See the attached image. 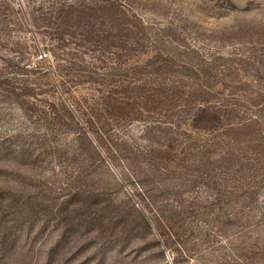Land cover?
Returning <instances> with one entry per match:
<instances>
[{
	"label": "rangeland",
	"instance_id": "obj_1",
	"mask_svg": "<svg viewBox=\"0 0 264 264\" xmlns=\"http://www.w3.org/2000/svg\"><path fill=\"white\" fill-rule=\"evenodd\" d=\"M113 1L0 0V264H264V0Z\"/></svg>",
	"mask_w": 264,
	"mask_h": 264
},
{
	"label": "trees",
	"instance_id": "obj_2",
	"mask_svg": "<svg viewBox=\"0 0 264 264\" xmlns=\"http://www.w3.org/2000/svg\"><path fill=\"white\" fill-rule=\"evenodd\" d=\"M58 4L53 6L55 7V18L61 20V21H67L68 23H76L74 25H79L82 21H85L86 26L83 27L84 36L85 39H95L93 36L101 39L104 41V43L107 46L115 47L117 44L112 42L110 39L119 38V48L121 49H127V46L129 45H137L141 39L142 36H140L139 33H141L138 29L140 26H142L141 23H133L128 21L129 14L123 11V14H121V10H119L118 7H116L113 0L107 1V8H106V0H104L102 5H100L99 2H90L88 4H84L85 8L83 9L78 1H72V0H64V2H57ZM105 8L107 9V12H105ZM107 16L109 21L111 22V25L107 29H100L97 26L96 20L97 17H104L102 15ZM123 18L124 21L120 23L119 25H116L113 23L115 19ZM73 25V24H71ZM70 25V26H71ZM131 32L132 36L129 37L128 33ZM145 36V32L143 33ZM96 41V40H95ZM155 52L159 55V51L155 50ZM166 53V52H165ZM168 60V58H165ZM164 59V60H165ZM172 65V62L167 61L165 63H161L159 66V70L166 71L167 68H170ZM157 73V72H155ZM161 73V72H160ZM159 75V73H157ZM201 81L197 86L202 87L204 84ZM158 85V84H157ZM158 90V89H157ZM75 116V115H74ZM76 117V116H75ZM219 119V116L214 111V108L209 105L198 106L196 114L194 115L193 119L191 120L196 125H199L197 127H202L203 129H211L214 125H216L217 121ZM84 122V121H83Z\"/></svg>",
	"mask_w": 264,
	"mask_h": 264
}]
</instances>
